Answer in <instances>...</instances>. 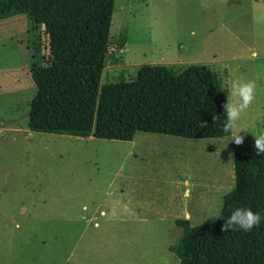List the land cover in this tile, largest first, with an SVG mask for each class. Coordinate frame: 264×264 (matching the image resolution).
<instances>
[{"label":"rangeland","instance_id":"1","mask_svg":"<svg viewBox=\"0 0 264 264\" xmlns=\"http://www.w3.org/2000/svg\"><path fill=\"white\" fill-rule=\"evenodd\" d=\"M109 22L100 86L143 65H203L226 94L230 134L31 132L33 38L25 16L1 20L0 264H179L175 221L215 222L234 153L264 157V0H114Z\"/></svg>","mask_w":264,"mask_h":264},{"label":"trees","instance_id":"2","mask_svg":"<svg viewBox=\"0 0 264 264\" xmlns=\"http://www.w3.org/2000/svg\"><path fill=\"white\" fill-rule=\"evenodd\" d=\"M114 0H0V21L25 16L31 132L132 141L137 132L184 139L230 134L228 101L215 73L203 65H143L133 79L100 86L96 64L106 49ZM52 31L42 39V31ZM45 43V44H44ZM69 61L71 65L59 63ZM234 185L218 219L182 229L168 247L179 264H264V157L233 155Z\"/></svg>","mask_w":264,"mask_h":264},{"label":"crops","instance_id":"3","mask_svg":"<svg viewBox=\"0 0 264 264\" xmlns=\"http://www.w3.org/2000/svg\"><path fill=\"white\" fill-rule=\"evenodd\" d=\"M25 69H30V61H29V63H28V65H26L25 66ZM31 88V87H30ZM31 90H32V88H31ZM9 93H12L13 95H15V94H21L22 92L20 91V92H18V91H11V92H9ZM0 96H2V95H0ZM16 116V115H15ZM14 116V117H15ZM11 121H13V119L11 120ZM3 122H8V121H3ZM28 137H30V134L28 135ZM91 138H94V137H92V136H90V137H88V138H86V139H91ZM117 142H119V141H117ZM122 142V141H121ZM127 142H131V141H127ZM128 154H130V151H129V153Z\"/></svg>","mask_w":264,"mask_h":264}]
</instances>
